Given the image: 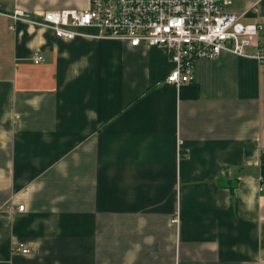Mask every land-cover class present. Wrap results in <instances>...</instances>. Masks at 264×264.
I'll list each match as a JSON object with an SVG mask.
<instances>
[{
    "label": "crops",
    "instance_id": "0c3cea01",
    "mask_svg": "<svg viewBox=\"0 0 264 264\" xmlns=\"http://www.w3.org/2000/svg\"><path fill=\"white\" fill-rule=\"evenodd\" d=\"M89 3L0 0V264H264V60L175 88L163 48L10 17ZM228 8L264 56V0Z\"/></svg>",
    "mask_w": 264,
    "mask_h": 264
},
{
    "label": "built area",
    "instance_id": "2783aa9c",
    "mask_svg": "<svg viewBox=\"0 0 264 264\" xmlns=\"http://www.w3.org/2000/svg\"><path fill=\"white\" fill-rule=\"evenodd\" d=\"M231 1L90 0L85 10L47 12L41 21L21 11L10 17L14 23L23 21L49 29L59 39L72 40L81 36L79 30L93 28L98 39L127 43L134 48H163L173 64L165 81L179 88L193 81L198 60L215 59L224 52L264 60L259 53L248 52L252 39L262 32L261 24L244 23V15L229 12ZM41 60V55H36L33 62L39 64ZM18 210L22 211L23 206ZM15 250L28 253L21 247Z\"/></svg>",
    "mask_w": 264,
    "mask_h": 264
},
{
    "label": "trees",
    "instance_id": "16d2710c",
    "mask_svg": "<svg viewBox=\"0 0 264 264\" xmlns=\"http://www.w3.org/2000/svg\"><path fill=\"white\" fill-rule=\"evenodd\" d=\"M260 175L264 178V154H262L260 159Z\"/></svg>",
    "mask_w": 264,
    "mask_h": 264
},
{
    "label": "rangeland",
    "instance_id": "374dc122",
    "mask_svg": "<svg viewBox=\"0 0 264 264\" xmlns=\"http://www.w3.org/2000/svg\"><path fill=\"white\" fill-rule=\"evenodd\" d=\"M234 9H238V5H237V6L235 5V6H234ZM228 11L231 12V13H233V12L231 11V9L229 10V8H228ZM233 14H234V13H233Z\"/></svg>",
    "mask_w": 264,
    "mask_h": 264
}]
</instances>
